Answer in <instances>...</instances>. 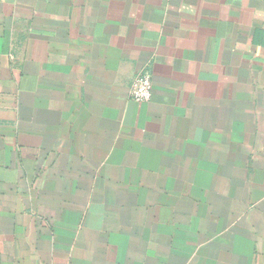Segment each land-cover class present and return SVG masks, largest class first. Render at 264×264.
<instances>
[{"label": "crops", "instance_id": "obj_1", "mask_svg": "<svg viewBox=\"0 0 264 264\" xmlns=\"http://www.w3.org/2000/svg\"><path fill=\"white\" fill-rule=\"evenodd\" d=\"M0 264H264V0H0Z\"/></svg>", "mask_w": 264, "mask_h": 264}, {"label": "built area", "instance_id": "obj_2", "mask_svg": "<svg viewBox=\"0 0 264 264\" xmlns=\"http://www.w3.org/2000/svg\"><path fill=\"white\" fill-rule=\"evenodd\" d=\"M152 80L148 74L139 75L132 85V98L137 102L149 101L152 96Z\"/></svg>", "mask_w": 264, "mask_h": 264}]
</instances>
